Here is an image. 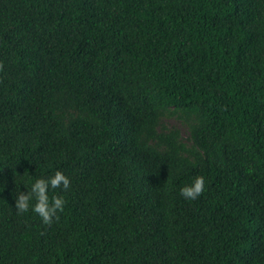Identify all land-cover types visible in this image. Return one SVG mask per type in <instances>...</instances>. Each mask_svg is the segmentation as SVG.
Wrapping results in <instances>:
<instances>
[{"label":"trees","instance_id":"16d2710c","mask_svg":"<svg viewBox=\"0 0 264 264\" xmlns=\"http://www.w3.org/2000/svg\"><path fill=\"white\" fill-rule=\"evenodd\" d=\"M0 264H264V0H0Z\"/></svg>","mask_w":264,"mask_h":264},{"label":"clouds","instance_id":"9594fccd","mask_svg":"<svg viewBox=\"0 0 264 264\" xmlns=\"http://www.w3.org/2000/svg\"><path fill=\"white\" fill-rule=\"evenodd\" d=\"M21 184L27 190L22 191L19 187L13 196L17 213L31 211L37 214L44 224H51L58 218L57 213L65 206V198L58 193L51 196L49 193L51 190L69 188L70 178L63 171L56 169L47 177H33L29 181H22ZM204 188L205 177L195 175L179 188V194L187 200H195L202 194Z\"/></svg>","mask_w":264,"mask_h":264},{"label":"rangeland","instance_id":"374dc122","mask_svg":"<svg viewBox=\"0 0 264 264\" xmlns=\"http://www.w3.org/2000/svg\"><path fill=\"white\" fill-rule=\"evenodd\" d=\"M163 124L166 126V128H170V127L178 128L180 130V133L183 136L184 140H187L188 129L176 117H174V116L165 117L163 120Z\"/></svg>","mask_w":264,"mask_h":264}]
</instances>
